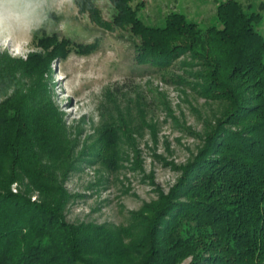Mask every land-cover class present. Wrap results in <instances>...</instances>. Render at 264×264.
<instances>
[{
	"label": "trees",
	"instance_id": "16d2710c",
	"mask_svg": "<svg viewBox=\"0 0 264 264\" xmlns=\"http://www.w3.org/2000/svg\"><path fill=\"white\" fill-rule=\"evenodd\" d=\"M131 1L108 0L113 9L108 22L92 0L74 2L103 30L129 27L139 39L134 44L139 64L165 67L189 55L202 68L199 89L205 97L225 102V115L197 155L179 168L169 193L143 207L140 224L115 229L66 220L72 196L60 178L72 159L70 146L61 142L59 114L14 94L0 104V264H180L188 258V264H264L260 14L248 15L241 4L227 0L216 8L218 26L202 31L171 13L162 27H151L137 17ZM33 42L53 51L29 53L24 62L13 63L36 61L46 67L58 55L88 54L96 47L41 30ZM13 184L19 187L15 193Z\"/></svg>",
	"mask_w": 264,
	"mask_h": 264
},
{
	"label": "rangeland",
	"instance_id": "374dc122",
	"mask_svg": "<svg viewBox=\"0 0 264 264\" xmlns=\"http://www.w3.org/2000/svg\"><path fill=\"white\" fill-rule=\"evenodd\" d=\"M74 1L49 0L40 30L95 49L58 55L46 67L36 61L17 65L13 61L24 62L29 53L45 56L53 49L35 45L36 31L0 37V104L20 94L59 114L61 142L70 146L72 159L60 178L72 196L65 211L69 223L136 228L143 207L169 193L179 168L197 155L227 104L203 95L197 78L202 68L189 55L165 67L139 64V39L129 27L103 30ZM92 1L102 20L110 21L108 0ZM226 1L132 0L130 6L144 25L162 27L168 14L178 13L203 31L218 26L216 8ZM234 1L246 14H260L256 27L264 37V0ZM18 189L11 186L14 193Z\"/></svg>",
	"mask_w": 264,
	"mask_h": 264
},
{
	"label": "clouds",
	"instance_id": "9594fccd",
	"mask_svg": "<svg viewBox=\"0 0 264 264\" xmlns=\"http://www.w3.org/2000/svg\"><path fill=\"white\" fill-rule=\"evenodd\" d=\"M49 0H0V37L46 28Z\"/></svg>",
	"mask_w": 264,
	"mask_h": 264
}]
</instances>
